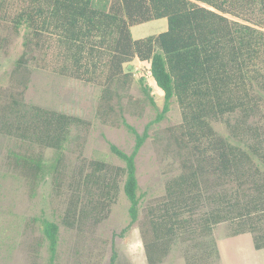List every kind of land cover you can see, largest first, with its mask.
Returning a JSON list of instances; mask_svg holds the SVG:
<instances>
[{
  "label": "trees",
  "instance_id": "obj_1",
  "mask_svg": "<svg viewBox=\"0 0 264 264\" xmlns=\"http://www.w3.org/2000/svg\"><path fill=\"white\" fill-rule=\"evenodd\" d=\"M13 1L0 0V6ZM16 1L23 5L14 16L16 31L23 26L31 30L27 48L55 51L63 47L66 65H73L76 72L107 64L110 79L124 75V65L138 58L149 64L151 77L164 92L163 111L144 133L125 123L136 138L133 152L111 147L124 167L98 162L95 175L84 180L98 187L101 203L94 204L92 213L99 219L110 210L125 178L132 225L138 222L141 198L136 160L150 128L167 117L176 100L183 117L179 150L191 152L180 154L182 172L167 184L166 196L150 207L142 223L149 264L162 263L178 242L193 244L210 237L225 222L235 225L238 234L252 233L256 250L264 249V183L251 173L258 151L246 150L251 131L245 127L258 114L264 93V0ZM161 19L168 20L167 31L133 39L131 27ZM145 92L150 98V91ZM239 111L242 117L228 125L237 138L235 143L218 134L212 123ZM13 115L15 120L7 129L19 121L17 135L57 150L66 144L73 127L84 124L79 118L36 106H23ZM18 159L36 177L44 173L39 161ZM76 202L79 206L81 200ZM76 202L68 211V220L75 216ZM45 234L54 260L59 226L46 222Z\"/></svg>",
  "mask_w": 264,
  "mask_h": 264
},
{
  "label": "rangeland",
  "instance_id": "obj_2",
  "mask_svg": "<svg viewBox=\"0 0 264 264\" xmlns=\"http://www.w3.org/2000/svg\"><path fill=\"white\" fill-rule=\"evenodd\" d=\"M22 7L16 0L0 6V264H149L142 223L150 207L166 196L167 184L182 172L180 154L189 156L191 152L179 150L182 111L173 100L167 117L150 128L149 139L137 157L141 198L138 222L132 225L130 202L124 194L125 178L116 203L102 212L99 220L92 213L99 201L98 187L84 180L95 175L94 164L98 162L124 167L111 147L133 152L136 138L125 123L144 133L163 111L164 92L149 75V64L138 58L124 65V75L110 79L107 64L97 70L76 72L73 65H66L63 47L55 51L27 48L31 30L23 26L16 31L14 26V16ZM227 17L244 22L233 15ZM167 30V19L131 27L135 40ZM145 89L150 91V98ZM23 106L76 117L84 124L70 130L60 150L32 144L16 134L19 121L7 129V124L15 120L13 114ZM241 117L239 111L212 124L218 134L236 143L228 125H235ZM245 127L251 131L246 150L258 151L253 155L251 173L256 181L264 183V93L258 114ZM19 157L39 161L44 173L36 177ZM75 202V216L68 220ZM46 222L59 226L54 260L45 234ZM191 261L264 264V249L256 250L252 233L238 234L235 225L225 222L197 243H176L160 264Z\"/></svg>",
  "mask_w": 264,
  "mask_h": 264
},
{
  "label": "built area",
  "instance_id": "obj_3",
  "mask_svg": "<svg viewBox=\"0 0 264 264\" xmlns=\"http://www.w3.org/2000/svg\"><path fill=\"white\" fill-rule=\"evenodd\" d=\"M149 75L151 76V72L149 71Z\"/></svg>",
  "mask_w": 264,
  "mask_h": 264
}]
</instances>
